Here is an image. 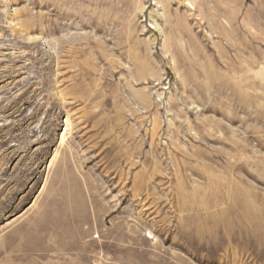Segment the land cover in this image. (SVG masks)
I'll return each instance as SVG.
<instances>
[{
    "label": "rangeland",
    "instance_id": "rangeland-1",
    "mask_svg": "<svg viewBox=\"0 0 264 264\" xmlns=\"http://www.w3.org/2000/svg\"><path fill=\"white\" fill-rule=\"evenodd\" d=\"M0 264H264V0H0Z\"/></svg>",
    "mask_w": 264,
    "mask_h": 264
}]
</instances>
